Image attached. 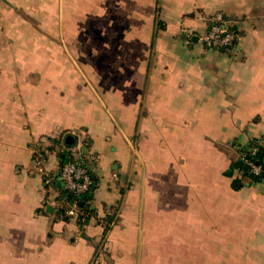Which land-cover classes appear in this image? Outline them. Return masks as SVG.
<instances>
[{
	"label": "crops",
	"instance_id": "crops-1",
	"mask_svg": "<svg viewBox=\"0 0 264 264\" xmlns=\"http://www.w3.org/2000/svg\"><path fill=\"white\" fill-rule=\"evenodd\" d=\"M217 12L236 45L203 43ZM255 145L264 0H0V264H264V176L229 173ZM38 146L83 155L86 216Z\"/></svg>",
	"mask_w": 264,
	"mask_h": 264
},
{
	"label": "built area",
	"instance_id": "built-area-1",
	"mask_svg": "<svg viewBox=\"0 0 264 264\" xmlns=\"http://www.w3.org/2000/svg\"><path fill=\"white\" fill-rule=\"evenodd\" d=\"M208 19L211 25H209L202 36V41L206 47L225 49L237 44L239 34L231 21L222 12L214 13ZM34 157L35 166L43 179L48 193L57 191V178H59L63 183L64 189L74 196L71 201H62V208L65 213L75 218L86 216L87 212L81 205V197L91 191L95 181L85 159L67 162L61 167L59 173H54L47 168L40 146L35 148ZM248 163L252 166L254 173L259 174L261 172V165L253 160H248Z\"/></svg>",
	"mask_w": 264,
	"mask_h": 264
},
{
	"label": "trees",
	"instance_id": "trees-1",
	"mask_svg": "<svg viewBox=\"0 0 264 264\" xmlns=\"http://www.w3.org/2000/svg\"><path fill=\"white\" fill-rule=\"evenodd\" d=\"M255 149L256 151H254ZM82 156L83 155L80 154L78 151L65 152L63 153L64 162L61 164V166H63L65 163L70 162V161H78L79 159H82ZM248 160H253L259 165H261L262 170L259 174H256L252 171V166L249 165ZM235 169L241 170L245 176L250 177L254 180L261 179L264 176V145H255L251 147L242 148L241 156L235 161H233L231 165V169L229 170V173H232ZM238 186L239 184L235 182V187H238ZM63 197L71 201L74 196L69 194L66 190H64L63 194L60 197V200H62ZM87 200H88L87 194L81 197V203H83L82 208L84 207L88 208L89 205L87 204ZM60 211H64V209L62 208V210Z\"/></svg>",
	"mask_w": 264,
	"mask_h": 264
}]
</instances>
